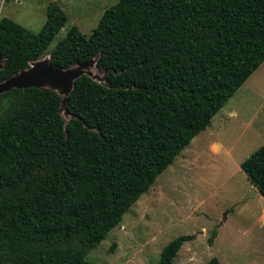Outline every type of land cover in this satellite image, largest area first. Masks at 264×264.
<instances>
[{"label": "trees", "instance_id": "1", "mask_svg": "<svg viewBox=\"0 0 264 264\" xmlns=\"http://www.w3.org/2000/svg\"><path fill=\"white\" fill-rule=\"evenodd\" d=\"M68 21L55 2L37 33L0 18V82L42 59ZM49 57L57 68L97 57L108 85L78 76L67 123L51 87L0 94V264H94L90 250L264 62V0H118ZM241 169L264 197V145ZM194 237L171 240L157 264Z\"/></svg>", "mask_w": 264, "mask_h": 264}, {"label": "rangeland", "instance_id": "2", "mask_svg": "<svg viewBox=\"0 0 264 264\" xmlns=\"http://www.w3.org/2000/svg\"><path fill=\"white\" fill-rule=\"evenodd\" d=\"M58 3L69 21L55 36L46 55L16 78L49 68L51 51L76 25L90 36L100 18L118 0H0V18L9 17L30 31L46 23L50 3ZM0 56V63H2ZM58 83L37 76L38 87H51L62 97L60 112L67 123L66 98L81 73L108 85L96 63L57 68ZM223 144V146H222ZM264 145V62L213 117L207 129L185 147L123 216L103 241L90 250L94 264H157L171 240L194 235L178 252L175 264H264V197L254 191L241 163ZM213 231L217 236L209 241Z\"/></svg>", "mask_w": 264, "mask_h": 264}, {"label": "water", "instance_id": "3", "mask_svg": "<svg viewBox=\"0 0 264 264\" xmlns=\"http://www.w3.org/2000/svg\"><path fill=\"white\" fill-rule=\"evenodd\" d=\"M0 56L2 57V59H4V56L3 55H0ZM97 57H95L91 61L94 62V63H96ZM40 60H38V61H40ZM49 60H50V57L47 60V62L49 63V68H46V69L37 68V69L33 70L28 75L27 78H24V79H18V78H16V76H18V74H19L18 73L17 75L13 76L12 78H10V79H8V80H6L4 82H0V94L3 93V92L9 91L12 88H28V87H33V86L38 87L37 76H49V77H51V79L55 83H58L59 81H61V78H59L57 76V73H56L57 67H53L50 64ZM38 61H34V62H38ZM91 61H89V62H91ZM34 62H32V63H34ZM89 62H87V63H89ZM87 63H84V64H87ZM2 66H3V60H2V63H0V68H2ZM26 70H23V71H26ZM23 71H21V72H23ZM81 74H84V73H81ZM81 74H79L78 76H80ZM76 78L73 79V85H74V81H75ZM73 85H72V88H73ZM72 88H71V90H72ZM66 102H67V98H66ZM254 191H258L255 186H254Z\"/></svg>", "mask_w": 264, "mask_h": 264}, {"label": "crops", "instance_id": "4", "mask_svg": "<svg viewBox=\"0 0 264 264\" xmlns=\"http://www.w3.org/2000/svg\"><path fill=\"white\" fill-rule=\"evenodd\" d=\"M222 146H223V144H222Z\"/></svg>", "mask_w": 264, "mask_h": 264}]
</instances>
